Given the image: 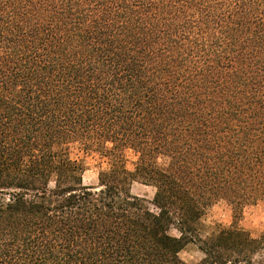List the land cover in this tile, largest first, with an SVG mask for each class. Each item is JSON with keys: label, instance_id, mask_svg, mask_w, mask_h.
<instances>
[{"label": "trees", "instance_id": "obj_1", "mask_svg": "<svg viewBox=\"0 0 264 264\" xmlns=\"http://www.w3.org/2000/svg\"><path fill=\"white\" fill-rule=\"evenodd\" d=\"M74 144L107 159L97 188ZM259 204L264 0H0V264H264L238 227Z\"/></svg>", "mask_w": 264, "mask_h": 264}, {"label": "rangeland", "instance_id": "obj_2", "mask_svg": "<svg viewBox=\"0 0 264 264\" xmlns=\"http://www.w3.org/2000/svg\"><path fill=\"white\" fill-rule=\"evenodd\" d=\"M68 156L72 161L79 163L83 167L82 184L86 187L97 188L98 174L107 171L109 168L107 159L100 156L98 152L84 150L78 144L68 147ZM123 157L125 169L132 173L137 159L136 155L126 150ZM130 192L133 196L145 200L149 209H153L150 203L153 199L154 189L133 182L130 187ZM231 223V207L225 202L219 201L206 210L200 220V228L202 234L206 235L219 228H227ZM238 227L252 236L264 233V205L245 206L241 211ZM179 258L184 263L196 264L203 256L195 246H189L179 254Z\"/></svg>", "mask_w": 264, "mask_h": 264}]
</instances>
